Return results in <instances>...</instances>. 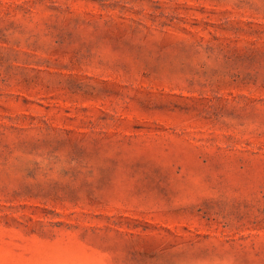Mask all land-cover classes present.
Returning a JSON list of instances; mask_svg holds the SVG:
<instances>
[{"label": "rangeland", "instance_id": "obj_1", "mask_svg": "<svg viewBox=\"0 0 264 264\" xmlns=\"http://www.w3.org/2000/svg\"><path fill=\"white\" fill-rule=\"evenodd\" d=\"M0 264H264V0H0Z\"/></svg>", "mask_w": 264, "mask_h": 264}]
</instances>
